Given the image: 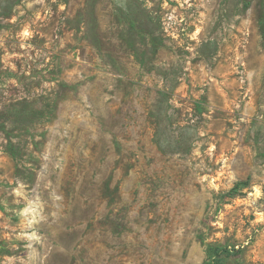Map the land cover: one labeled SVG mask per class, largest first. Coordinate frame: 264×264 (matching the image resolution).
<instances>
[{
	"label": "rangeland",
	"instance_id": "obj_1",
	"mask_svg": "<svg viewBox=\"0 0 264 264\" xmlns=\"http://www.w3.org/2000/svg\"><path fill=\"white\" fill-rule=\"evenodd\" d=\"M209 245L264 264V0H0V264Z\"/></svg>",
	"mask_w": 264,
	"mask_h": 264
},
{
	"label": "trees",
	"instance_id": "obj_2",
	"mask_svg": "<svg viewBox=\"0 0 264 264\" xmlns=\"http://www.w3.org/2000/svg\"><path fill=\"white\" fill-rule=\"evenodd\" d=\"M245 183V182H244ZM238 183L237 186H240ZM206 260L203 264H222L224 258L231 254L228 247L222 245H209L206 249Z\"/></svg>",
	"mask_w": 264,
	"mask_h": 264
}]
</instances>
